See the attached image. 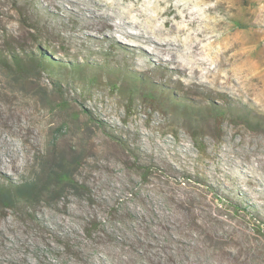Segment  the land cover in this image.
<instances>
[{
  "label": "rangeland",
  "instance_id": "374dc122",
  "mask_svg": "<svg viewBox=\"0 0 264 264\" xmlns=\"http://www.w3.org/2000/svg\"><path fill=\"white\" fill-rule=\"evenodd\" d=\"M46 44L80 70L0 67V188L68 151L80 189L0 207V264H264L251 215L222 207L264 222V0H0L6 55Z\"/></svg>",
  "mask_w": 264,
  "mask_h": 264
},
{
  "label": "trees",
  "instance_id": "16d2710c",
  "mask_svg": "<svg viewBox=\"0 0 264 264\" xmlns=\"http://www.w3.org/2000/svg\"><path fill=\"white\" fill-rule=\"evenodd\" d=\"M40 50L41 52L38 55H35L33 52H25L26 55L21 56L11 51H9V55H6L0 49V67L15 81H25L28 77L35 76L39 71H46L50 76H53L63 75L69 69L70 71L80 70L75 63L71 66L63 63L61 60H55L49 54V51H52L50 44H46L45 49L42 50L41 48ZM56 87L60 88L58 85ZM212 114L217 120H221L226 116V111L217 106L212 109ZM243 118L247 123L249 122L250 118L248 114H244ZM99 123L102 127L104 126L102 121H99ZM196 139L198 138L196 137ZM77 161V157L68 151L60 152L59 154L55 153V151H50L40 163L39 173L34 175L33 178L23 180L10 187L3 186V188H0V207L3 209H12L17 202H23L27 206H34L41 202L50 203L54 200H61L65 196L66 191L77 193L78 189H80V185L75 178V167L78 166ZM209 187L211 188V186ZM186 200L196 201L197 198L193 194H188ZM222 207L228 209L230 212H233L234 208L239 214L249 213L253 224L252 233L264 237V222L253 208L244 207L239 203H233V200L226 201ZM220 223L213 226V229L211 228L205 231L206 235L209 236L211 246L216 249L225 240H231L233 243V234L229 232L228 228H225L226 224L220 225ZM82 232L90 240H95L96 235L103 233L101 230H96L95 226L91 228L85 227L82 229ZM195 236L197 239H200L203 233L196 232ZM64 246L69 251H72L76 247L74 244L70 245V243H64ZM229 247V251L226 250L228 252L226 255L232 257L231 250L233 251V247ZM80 259L79 254H76L74 264L85 263L83 261L81 262ZM172 263L179 264L178 262L174 263V261Z\"/></svg>",
  "mask_w": 264,
  "mask_h": 264
}]
</instances>
